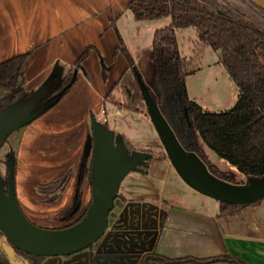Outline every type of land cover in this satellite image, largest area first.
I'll list each match as a JSON object with an SVG mask.
<instances>
[{"label": "trees", "instance_id": "obj_1", "mask_svg": "<svg viewBox=\"0 0 264 264\" xmlns=\"http://www.w3.org/2000/svg\"><path fill=\"white\" fill-rule=\"evenodd\" d=\"M127 8L132 11L137 21L165 16L172 19L171 26L154 32L151 50L146 55L148 67L146 72L139 73L181 143L186 148L194 150L210 172L219 178L233 183H246L249 177L263 176L264 8L252 0H130ZM185 27L196 29L201 52L207 47L220 52V63L227 68L238 88L236 101L231 108L210 111L189 96L187 77L197 73L200 68L195 65L194 57L187 58L180 50L177 29ZM92 47H86L42 102L54 106L71 90L77 82L76 71ZM117 50L126 57L128 67L106 99H111L121 109L146 112L147 104L135 70V60L123 40L120 41ZM30 54L28 51L0 62V111L31 94L24 87L22 80L23 67ZM115 88L120 89L124 96H115L113 94ZM180 106L187 112L189 124L186 129L180 128L175 118ZM147 115L150 117L148 111ZM115 135L120 136L117 132ZM205 145L235 166L246 176V180L233 181L229 172L212 161ZM126 146L129 151L137 150L129 141H126ZM86 154L87 149L84 152L85 158L77 168L70 205L52 217L54 221L66 223L62 227L78 222L86 214L91 202L90 200L84 205L85 182L88 179L91 183L92 161V155ZM150 160L141 166L142 171L148 170ZM73 167L74 165L70 164L57 178L41 182L39 189L58 195L68 184ZM4 184L7 187V176ZM121 197L123 195L120 193L118 198ZM219 203V216L237 214L246 206L223 201ZM2 236L3 233L0 231V238ZM15 250L18 255L27 259L29 264H42L48 257L31 255L18 248ZM218 261L247 264L228 254L208 258H170L155 251L144 254L138 264L182 262L209 264ZM0 264H11L2 247Z\"/></svg>", "mask_w": 264, "mask_h": 264}, {"label": "crops", "instance_id": "obj_2", "mask_svg": "<svg viewBox=\"0 0 264 264\" xmlns=\"http://www.w3.org/2000/svg\"><path fill=\"white\" fill-rule=\"evenodd\" d=\"M129 1L0 0V62L30 51L31 54L23 67V85L31 93L41 90L42 93L38 98L43 100L54 89L60 77L69 71L87 46L93 47L82 63L87 64L89 59L96 61V56H99L101 60H106L111 56L116 59L118 53H121L117 50L120 41L123 40L126 45L119 30V17L116 16V12L118 8L120 10L124 6L127 8ZM194 40H197V32ZM180 50L185 56L181 46ZM123 57L126 63L124 69L107 81H102L100 78L102 93L99 97L97 96L96 102L85 107L87 110L94 106L101 110V100L106 99L128 67L127 59L124 55ZM100 63H98L99 67ZM201 69L203 70L202 67L199 70ZM100 71H102L101 68ZM87 86L89 87L84 76L78 73L75 85L55 107L61 105L76 108L80 106L77 101L72 100L78 98L83 90H87ZM117 90L120 92L117 97H122V91ZM101 111L103 113L105 110ZM122 111L123 109L117 108L115 113L118 115ZM85 122L87 123V120L83 119L80 124ZM84 129L86 134L90 132L89 125ZM60 130L70 131L68 126ZM45 132L54 134L57 133V129L52 126L48 127ZM83 145L82 143L74 144L75 149L69 151L68 157L74 158L76 148H83ZM150 162L151 160L149 167ZM216 164L229 172L234 181L246 180V176L228 161L222 160ZM172 165L167 156V172L170 171ZM139 173L149 174L147 171ZM173 175H175V180L177 177L175 184L177 182L181 188L193 189L195 199L187 197L183 201L175 198L170 202L163 200L162 197L158 199L149 197L136 200L121 193L123 197L120 198L119 208L114 214L113 221L110 220V235L119 234L120 229L136 234L130 251L138 253L133 255L136 257L152 251L170 258H208L228 254L247 264H264V198L257 203L244 206L237 214L219 216V201L198 192L185 182L184 184L179 174ZM179 177L182 180H178ZM26 204L31 209L30 212L39 210L29 202ZM33 215L37 214L33 213ZM95 248L84 249L66 256H48L42 264H89L91 251H94L96 255L106 254L102 245H97ZM108 253L113 254L114 252ZM209 264L236 263L218 261Z\"/></svg>", "mask_w": 264, "mask_h": 264}, {"label": "rangeland", "instance_id": "obj_3", "mask_svg": "<svg viewBox=\"0 0 264 264\" xmlns=\"http://www.w3.org/2000/svg\"><path fill=\"white\" fill-rule=\"evenodd\" d=\"M116 13V16L119 17L120 33L136 62L135 70L138 73H144L148 67L146 55L151 50L154 32L157 29L171 26L172 19L170 16H165L137 21L134 19L132 11L126 6L121 10L118 8ZM177 35L184 55L189 58L192 56L195 59L197 58L196 66L203 68L198 73L187 77V88L190 97L210 111H222L231 108L236 101L238 88L227 68L220 63V52L211 47L201 52V46L197 43V40H194L196 38L194 27L179 28ZM99 62H101L100 67L98 66ZM125 64V59L121 53H118L116 59L111 56V58L101 60L99 56H96V61L89 59L87 64L82 63L80 70L76 71V76L81 73L89 87L87 86V90H83L78 98L71 99L77 101L80 106L76 108L61 105L55 107L58 104L50 106L46 102L41 114L33 118L28 124L7 133L0 149L1 176L4 180L8 175L7 161L17 163L15 176L17 197L22 209L25 210L33 223L46 228H59L66 225L63 222L54 221L52 217L65 209L71 202V192L74 188L77 168L85 158L84 152L88 148V144L90 147V143H92L89 134L92 132L94 121L104 125L111 131L119 133V139L123 141L125 146L126 141H129L137 149V152L146 157V160L149 157L151 159L150 167L147 170L149 174L139 173L140 171L143 172L142 170L130 171L121 183L120 193L136 200L149 197L155 199L162 197L163 200L170 202L175 198L183 201L187 197L195 199L196 195L192 191L193 189H187L190 187L181 188L177 182L175 184L177 177L175 180V175L172 176V174H178V172L173 165L170 167V171L167 172L168 154L153 121L147 115V110L146 112H134L123 109L122 113L117 115L115 111L118 107L111 100L106 99V101L101 100L102 105L100 106L101 110H105V113H102L100 109H96L95 106L90 110L85 108L96 102L97 96L101 95L100 86L102 83H100V78L102 81L109 80L116 73L121 72ZM100 68L102 71H100ZM41 93V90H39L30 95L33 94L31 97L37 99ZM114 93L116 96L120 95L117 89ZM121 94L123 97V93ZM39 101H41L40 105L42 106L44 103L42 98ZM177 113L175 118L178 126L186 129L189 124L186 112L180 106ZM105 117L106 120H104ZM83 119H86L87 123L80 124ZM74 125H76L75 128ZM87 125L90 127L88 134L84 129ZM46 126H54L57 133L47 134L45 131L48 127ZM67 126L70 131L60 130ZM78 143L84 144L83 148H76V156L70 159L71 157H68L69 151L75 149L73 148L74 144ZM205 148L215 163L225 160L208 146L205 145ZM90 154L92 155V152ZM70 164L74 165L73 171L68 184L60 192L61 194H51L39 189L38 186L41 182H48L57 178ZM178 180L182 179L179 177ZM85 189L84 205L88 204L92 195L91 183L88 179L85 182ZM27 202L39 208V210L32 211L37 215L34 216L30 212L31 209L26 204ZM120 202V199L115 201L116 206L110 217L112 221ZM119 232L117 235L116 233L110 235V232L106 231L94 243L95 245L93 244V248L101 244L106 252H114L113 258L123 262L121 254H129L136 234L127 233L126 229H120ZM116 262L114 264L119 263ZM105 264H110V262H105Z\"/></svg>", "mask_w": 264, "mask_h": 264}, {"label": "water", "instance_id": "obj_4", "mask_svg": "<svg viewBox=\"0 0 264 264\" xmlns=\"http://www.w3.org/2000/svg\"><path fill=\"white\" fill-rule=\"evenodd\" d=\"M264 8V0H252ZM148 114L153 121L169 159L181 178L198 192L234 204H253L264 198V175L249 177L246 183H233L215 176L191 149L179 140L173 127L151 96L142 75L137 72ZM33 95V94H32ZM29 95L0 111V149L11 130L28 124L43 112L45 103ZM41 106V107H40ZM186 112V111H185ZM187 114V112H186ZM88 144L91 161V202L86 214L76 223L61 228H46L33 223L24 213L16 192V167L7 161V187L0 172V238L11 264H29L15 248L31 255L66 256L89 248L106 232L109 215L120 194L121 183L130 171H140L149 159L129 151L120 136L94 121ZM85 157V156H84Z\"/></svg>", "mask_w": 264, "mask_h": 264}, {"label": "flooded vegetation", "instance_id": "obj_5", "mask_svg": "<svg viewBox=\"0 0 264 264\" xmlns=\"http://www.w3.org/2000/svg\"><path fill=\"white\" fill-rule=\"evenodd\" d=\"M118 199H120V198H118ZM71 200H72V198H71ZM115 206L116 205H114V209H115ZM111 213L109 215V225H108V228L106 231H109ZM94 245L90 246L89 248L92 250ZM98 246H100V244H98ZM136 254H138V253H136V252H129V254L122 253L121 256L123 257L122 258L123 262H121L120 260L113 258L114 254H109L108 252H106V254H104V255H101V254L96 255L94 253V251H91L90 258H89L90 259L89 264H105V262H108V261L110 262V264H112V263L114 264L115 261H117L116 263L119 262L118 264H138L140 262V260L142 259V257L144 256V254H146V253H144L142 256H139V257L133 256Z\"/></svg>", "mask_w": 264, "mask_h": 264}, {"label": "built area", "instance_id": "obj_6", "mask_svg": "<svg viewBox=\"0 0 264 264\" xmlns=\"http://www.w3.org/2000/svg\"><path fill=\"white\" fill-rule=\"evenodd\" d=\"M103 113H105V111H103Z\"/></svg>", "mask_w": 264, "mask_h": 264}]
</instances>
